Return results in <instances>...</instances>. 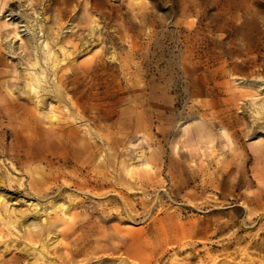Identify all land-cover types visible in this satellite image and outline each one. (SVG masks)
<instances>
[{"label": "rangeland", "instance_id": "obj_1", "mask_svg": "<svg viewBox=\"0 0 264 264\" xmlns=\"http://www.w3.org/2000/svg\"><path fill=\"white\" fill-rule=\"evenodd\" d=\"M262 103L264 0H0V264H264Z\"/></svg>", "mask_w": 264, "mask_h": 264}, {"label": "bare ground", "instance_id": "obj_2", "mask_svg": "<svg viewBox=\"0 0 264 264\" xmlns=\"http://www.w3.org/2000/svg\"><path fill=\"white\" fill-rule=\"evenodd\" d=\"M94 22H95V20H94ZM95 24L96 23H93L92 24V28H94L95 27ZM42 33V32H41ZM38 34V33H37ZM43 35V33L42 34H38V35H36L37 36V40H39L40 38H41V36ZM29 37H32V36H30L29 35ZM63 41V40H62ZM29 42V41H28ZM35 44H36V42H35ZM38 44V43H37ZM40 44H42L43 45V47H44V49H45V58H46V60H51L52 59V62H54V63H59L60 61H59V59L57 60L56 58H55V56H54V51H53V49H52V46H50L49 44H48V42H47V40H45L44 38L43 39H41L40 40ZM56 44H58V46L60 47V50L63 52V54H67V48H66V46H65V44H61V43H59L58 41L56 42ZM29 47H31V46H29ZM28 48V47H27ZM40 48H41V45H40ZM35 50H36V47L34 48ZM11 51H13V49L11 50ZM32 51H33V49H32ZM9 52V51H8ZM24 52H25V49H24ZM10 54V53H9ZM33 55H35V56H33L32 57V59H33V64H36V63H39L40 61H39V59L38 58H40V57H37V52L36 53H34ZM65 56V55H64ZM10 57V56H9ZM25 58V57H24ZM72 59V58H71ZM15 60V59H14ZM16 65V64H15ZM47 66H49V65H47ZM47 66H41L44 70H46L45 68L47 67ZM41 68V69H42ZM58 68V67H57ZM42 69V70H43ZM43 70V71H44ZM42 71V72H43ZM46 72V71H45ZM8 75V74H7ZM46 75V74H45ZM44 74H38V73H36L33 69H32V67H31V65H29L28 63H26V62H21L20 63V65H17L16 66V69H15V73H14V76L13 77H15L16 79H18V81H20V82H22V84L23 83H25L26 85H27V87L29 88V90L30 91H36L38 88H37V86H38V84L40 85L41 84V82L43 81V76H45ZM12 76V75H11ZM50 78V77H49ZM19 84V83H18ZM12 85H16V84H12ZM21 86V85H20ZM17 88V87H16ZM16 90V89H15ZM13 91V90H12ZM21 91V90H20ZM41 91V90H40ZM30 93V92H29ZM44 93V92H43ZM42 92H40V93H35L34 95H32V97H35V100H36V102L40 105V109H41V112L43 111V107H42V103L40 104V102L43 100V98H44V94H43ZM48 93V92H47ZM46 94V93H45ZM31 97V98H32ZM48 97V96H47ZM50 97V96H49ZM53 99V98H52ZM50 101V100H49ZM58 102V101H57ZM262 104H264V103H262ZM72 113V112H71ZM77 116V115H76ZM85 126H88L87 124H84ZM59 207H61L60 205L58 206H54L53 207V209H57V208H59ZM14 212V214L12 215V213ZM12 216H15L14 218H12ZM21 217H22V213H21V211L20 210H17V211H15V210H13V209H11V210H6V213H5V219H6V223H8L10 226H14V222L15 221H17V220H19V219H21ZM44 220H46V219H48L47 218V216L44 214V218H43ZM28 231V233H20L19 234V237L20 238H23L24 240H26L27 238H28V236H30L33 240H32V242L34 243V244H37L38 243V250L36 251V254H34L33 256V261L31 262L32 264H38V261L41 259V258H43V251H47V248H48V246L50 245L49 244V229H46V230H43V229H40L39 231H36L35 233H30L29 232V230H27ZM26 231V232H27ZM31 241V240H30ZM37 248L35 247V246H28V248H26V251L27 250H36ZM32 257V256H31ZM125 259H127L126 257H124ZM112 259H105V260H102V263H107L108 261H111ZM122 260H124V259H121V261ZM127 261V260H126ZM130 264H132V262H130Z\"/></svg>", "mask_w": 264, "mask_h": 264}]
</instances>
